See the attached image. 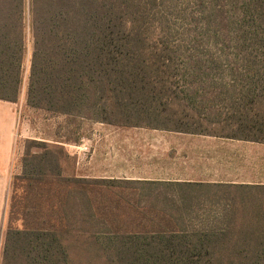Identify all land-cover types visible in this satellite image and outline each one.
Returning a JSON list of instances; mask_svg holds the SVG:
<instances>
[{
  "label": "trees",
  "instance_id": "1",
  "mask_svg": "<svg viewBox=\"0 0 264 264\" xmlns=\"http://www.w3.org/2000/svg\"><path fill=\"white\" fill-rule=\"evenodd\" d=\"M28 30L33 108L264 144V0H0V100L19 98ZM64 156L28 142L1 264H71L64 221L103 204L134 213L99 220L106 264H264V184L87 179Z\"/></svg>",
  "mask_w": 264,
  "mask_h": 264
},
{
  "label": "crops",
  "instance_id": "2",
  "mask_svg": "<svg viewBox=\"0 0 264 264\" xmlns=\"http://www.w3.org/2000/svg\"><path fill=\"white\" fill-rule=\"evenodd\" d=\"M94 133L81 138L51 140L75 157L78 177L152 182H207L264 184L256 171L234 166L220 154L238 145L264 144L154 128L129 129L100 123ZM18 102L0 100V256L9 212L11 184L16 171V145L20 137ZM230 146V149L227 147ZM227 154V153H225ZM241 171V172H240Z\"/></svg>",
  "mask_w": 264,
  "mask_h": 264
},
{
  "label": "rangeland",
  "instance_id": "3",
  "mask_svg": "<svg viewBox=\"0 0 264 264\" xmlns=\"http://www.w3.org/2000/svg\"><path fill=\"white\" fill-rule=\"evenodd\" d=\"M30 36L28 30V37L26 40L27 54L23 64L22 87L17 100L20 114V137H18L16 145V171L14 172L13 177L22 172V159L28 149L29 141H42L51 145L55 144L52 143L51 140L72 139L75 143H79L81 138L85 136L88 137L94 133L95 130H98L97 128L102 127L100 123H103L90 119L54 116L44 109H36L29 105L28 90L33 53V41ZM247 146L248 145L241 144L235 149L220 152V154L226 156L229 160H232L234 166L242 169L250 168L251 170L256 171V175L259 178H264V148L260 146L255 147V145H252L254 148H248ZM227 148L230 149V146ZM32 151L36 152L40 151V149L34 147ZM62 164L63 167H65L67 175H75V173L78 175V172L83 173V170H79L75 157H71L67 160L64 156L62 158ZM11 197L12 190L10 191L9 211ZM62 197L63 199L66 198V190L62 193ZM45 199H48L46 195L44 197V200ZM70 201L74 203V197H72ZM40 205L43 207L42 202H40ZM114 206L115 205L111 204L100 205L97 209L98 212H96V209L94 208V212L96 213L95 218H92L91 213L83 209L82 206L75 207V217L72 218L70 222L64 221L60 236L63 244L68 249L71 264H106V256L101 254L94 243V235L103 228L99 224V220H102L108 228H115L116 226H120V223L123 221L133 218L134 215L132 210H118ZM9 216L8 212L4 235L7 233L10 226L14 228H22L23 222L21 216H19L20 219L13 222V224H10ZM1 262L2 252L0 256V264Z\"/></svg>",
  "mask_w": 264,
  "mask_h": 264
}]
</instances>
